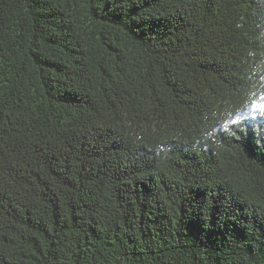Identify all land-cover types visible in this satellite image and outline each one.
<instances>
[{
  "label": "trees",
  "instance_id": "16d2710c",
  "mask_svg": "<svg viewBox=\"0 0 264 264\" xmlns=\"http://www.w3.org/2000/svg\"><path fill=\"white\" fill-rule=\"evenodd\" d=\"M0 264H264V0H0Z\"/></svg>",
  "mask_w": 264,
  "mask_h": 264
}]
</instances>
